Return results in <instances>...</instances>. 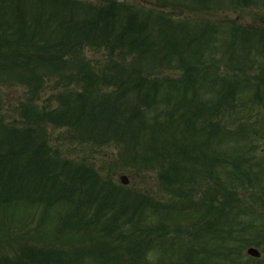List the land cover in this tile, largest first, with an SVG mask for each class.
Returning <instances> with one entry per match:
<instances>
[{
	"label": "trees",
	"instance_id": "obj_1",
	"mask_svg": "<svg viewBox=\"0 0 264 264\" xmlns=\"http://www.w3.org/2000/svg\"><path fill=\"white\" fill-rule=\"evenodd\" d=\"M254 9L264 0H0V218L48 225L0 227V264H264V150L224 147L251 141L233 127L242 98L264 105V33L231 23L218 40L191 17Z\"/></svg>",
	"mask_w": 264,
	"mask_h": 264
},
{
	"label": "rangeland",
	"instance_id": "obj_2",
	"mask_svg": "<svg viewBox=\"0 0 264 264\" xmlns=\"http://www.w3.org/2000/svg\"><path fill=\"white\" fill-rule=\"evenodd\" d=\"M129 2H133L134 0H128ZM261 5L260 3H258ZM247 11L246 13L243 14L244 18L242 17V20L239 19V17L236 16L235 13H229L226 11H221V12H208V13H200V14H195L192 15V18H206L208 21H212L214 24H216V39L220 40L223 37L226 36V31L228 29L227 25L231 23H235L236 25L240 27L248 26V27H258L261 29L264 25V14H261L260 12H257L255 9L251 11ZM240 15V14H239ZM241 17V16H240ZM258 17H262L263 19H256ZM185 18V16H183ZM256 20H259L258 22H255ZM85 55L88 59H91L92 61H101L102 60V53H96L92 51H85ZM219 56V54H217ZM259 61H263L264 57L261 56H256ZM20 90H7L6 96L11 104L13 106L16 104L17 101L15 99H18L21 97L20 96ZM250 92V91H249ZM241 102L243 103V109L241 111L237 112V115L235 116L234 119H237V122H235L233 127H236L237 124H242L244 128V133L245 135L248 136V138L251 140L248 143L241 142L238 145H236L233 141L227 140V143L224 144L225 150L228 152V154H232L238 149H241L244 147V151H246L247 147H252L256 149L258 148L259 151L264 150V140H259V131L262 130V126L264 125L262 123V119L264 118V105H257L254 104L253 102H250L249 98L243 97ZM264 102V100H263ZM263 124V125H262ZM257 153V152H256ZM112 154L111 150H104L100 151L94 156V158L97 160L99 158H105L106 156ZM258 154V153H257ZM73 158V156H72ZM128 176V175H127ZM129 177V176H128ZM258 208V207H255ZM39 213L36 212L35 216L32 217V219H23L20 222H16L18 225H14L13 228H9L8 224L10 223L9 216H2L0 218V224L1 228H3V231H13L12 237L14 234H19V230H24V229H35L36 225H38V219H39ZM47 220V219H46ZM246 219L240 220L239 225L233 227V234L235 239H232L229 243L226 242L227 245L230 247L234 246L237 248V245H240L239 243L236 242V237H243L247 236L249 233L248 228L246 227ZM47 222V221H46ZM46 222L43 223V227L38 225V228H44L46 225ZM27 225V226H26ZM26 226V227H25ZM48 227V225H46ZM236 230V233H235ZM259 250V249H258ZM260 251V250H259Z\"/></svg>",
	"mask_w": 264,
	"mask_h": 264
},
{
	"label": "water",
	"instance_id": "obj_3",
	"mask_svg": "<svg viewBox=\"0 0 264 264\" xmlns=\"http://www.w3.org/2000/svg\"><path fill=\"white\" fill-rule=\"evenodd\" d=\"M120 182L122 184H124V185H128L127 184V179L125 177H123V176L120 178ZM246 254L249 255L252 258H260V254L257 252V250L255 248L254 249H252V248L248 249L246 251Z\"/></svg>",
	"mask_w": 264,
	"mask_h": 264
}]
</instances>
